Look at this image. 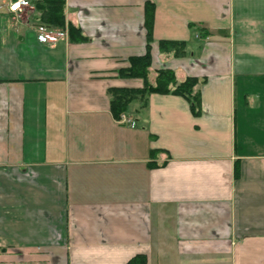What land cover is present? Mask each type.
I'll return each mask as SVG.
<instances>
[{
	"label": "crops",
	"instance_id": "crops-1",
	"mask_svg": "<svg viewBox=\"0 0 264 264\" xmlns=\"http://www.w3.org/2000/svg\"><path fill=\"white\" fill-rule=\"evenodd\" d=\"M35 1L0 0V264H264V0H151L149 78L204 79L201 113L151 94L119 119L145 0H64L86 40L55 43Z\"/></svg>",
	"mask_w": 264,
	"mask_h": 264
},
{
	"label": "trees",
	"instance_id": "trees-1",
	"mask_svg": "<svg viewBox=\"0 0 264 264\" xmlns=\"http://www.w3.org/2000/svg\"><path fill=\"white\" fill-rule=\"evenodd\" d=\"M33 7L38 14L40 23L46 28L66 29L70 42H84L85 37L81 30L71 23L65 21L64 0H37ZM154 18V3L151 0L144 1V27L146 30V49L147 51L138 56H132L127 59L128 66L116 70L120 78H139L142 80L140 88H109L110 96L109 108L112 116L119 119L121 114L127 112L128 107L137 103L136 112H146L148 99L151 94L175 95L183 98L193 117L201 113L200 92L198 86L204 82V79L196 77H184L179 79L173 71L169 69H159L155 72L153 80L149 78L150 56L148 52L149 42L151 41L152 24ZM185 43L183 41L161 40L159 49L162 53L181 56L185 54ZM142 122V119H140ZM144 121V120H143ZM158 151L150 153L151 163L149 166H155L153 159ZM125 264H147L146 256L135 254L126 261Z\"/></svg>",
	"mask_w": 264,
	"mask_h": 264
},
{
	"label": "built area",
	"instance_id": "built-area-1",
	"mask_svg": "<svg viewBox=\"0 0 264 264\" xmlns=\"http://www.w3.org/2000/svg\"><path fill=\"white\" fill-rule=\"evenodd\" d=\"M29 6V0H8V11L17 13ZM64 37L62 32L51 31L45 26H38L36 38L42 43H55Z\"/></svg>",
	"mask_w": 264,
	"mask_h": 264
}]
</instances>
